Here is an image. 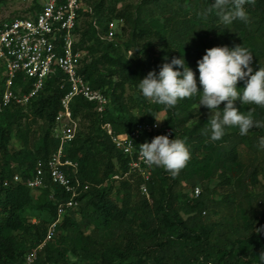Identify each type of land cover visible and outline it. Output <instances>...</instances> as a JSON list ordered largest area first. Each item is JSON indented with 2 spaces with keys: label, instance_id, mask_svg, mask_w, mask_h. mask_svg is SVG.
<instances>
[{
  "label": "trees",
  "instance_id": "16d2710c",
  "mask_svg": "<svg viewBox=\"0 0 264 264\" xmlns=\"http://www.w3.org/2000/svg\"><path fill=\"white\" fill-rule=\"evenodd\" d=\"M85 1L93 13H83L78 29V47L89 55L82 60L80 73L94 90L104 92L109 103L103 112L81 97L70 105L80 128L64 146L63 160L78 164V178L89 189L78 199V208L62 216L33 264H261L264 150L256 145L264 129L253 128L247 136L229 129L221 140L212 142L207 134L212 113L199 106L198 96L167 109L143 98L138 83L181 55L196 71L198 81V61L206 50L225 45L248 48L254 55L252 67L259 70V64L264 66V0L246 5V22L228 26L220 22L214 0H143L136 11L129 6L118 9L127 0ZM37 2L33 0L35 6ZM111 22L130 27L127 41L117 34L112 41L102 38L108 35ZM132 48L136 56L128 60L124 53ZM3 71L0 67V75ZM3 77L0 264H27V256L45 242L58 220V206L69 200L65 190L48 179L46 187L38 190L28 187L27 181L38 163L47 170L45 164L60 146L54 128L70 85L59 73L26 106H3ZM16 85L25 93L31 88L22 75ZM127 86L137 91L128 99ZM237 87L243 88L244 82ZM236 106L245 114L255 107L254 118L264 120V109L239 101ZM202 110L210 115L201 116ZM149 112L166 114L161 123L173 131L174 139L177 135L186 140L191 159L175 177L154 167L146 182L148 198L141 192L144 180L130 171L129 157L117 149L103 127L110 125L115 134H130L139 124L156 121ZM30 116L43 123L38 132L31 131L29 124L24 127L23 121ZM193 118L199 120L190 124ZM82 121L88 125L81 126ZM16 139L23 141L21 148L14 146ZM197 187L200 196L191 198ZM216 213L223 216L212 220Z\"/></svg>",
  "mask_w": 264,
  "mask_h": 264
},
{
  "label": "built area",
  "instance_id": "2783aa9c",
  "mask_svg": "<svg viewBox=\"0 0 264 264\" xmlns=\"http://www.w3.org/2000/svg\"><path fill=\"white\" fill-rule=\"evenodd\" d=\"M85 7L84 0H38L33 10L0 22V67L4 70L3 106H26L44 90L46 82L59 73L65 76L70 85L69 93L62 100V111L56 117L54 128L60 146L45 164L47 170L45 171L44 164L38 163L35 175L27 181L28 187L38 190L46 187L48 179L52 184L62 187L69 195V200L58 206V220L51 225L45 242L27 256V264L35 262L38 251L53 237L62 216L68 210H76L78 199L89 189V185L83 184L78 178V164L63 160L64 146L76 138L80 128V123L74 118L70 108L72 101L77 97L84 98L95 103L100 112L109 103L104 92L94 90L80 73L83 52L78 47V29L84 18L83 13H93L92 8L87 11ZM117 24L122 25L123 22ZM94 26L99 30L95 22ZM115 26V22L109 23L108 35L102 38L112 41ZM21 75L31 86L27 93L23 92L21 86L16 85ZM156 123L157 121L141 123L130 134L121 135L115 134L110 125L103 127L117 149L129 157L130 171L144 180L141 192L148 198L146 182L150 180L154 167L150 168L144 163L139 155V145L150 142L159 135H169L170 139H174L173 131L169 127L161 122L156 127ZM15 181H20L19 176L15 177ZM200 194L201 189L197 187L190 196L197 198Z\"/></svg>",
  "mask_w": 264,
  "mask_h": 264
},
{
  "label": "clouds",
  "instance_id": "9594fccd",
  "mask_svg": "<svg viewBox=\"0 0 264 264\" xmlns=\"http://www.w3.org/2000/svg\"><path fill=\"white\" fill-rule=\"evenodd\" d=\"M253 3L254 0H214L213 7L219 10L220 22L228 26L235 21L246 22V5ZM253 57V53L241 45L209 48L198 61V81L196 71L188 66L183 55L173 57L158 73L152 70L139 80V93L151 104L167 109L175 108L179 101L198 96L199 106L212 113L207 133L212 142L221 140L229 129H237L240 136H247L253 128L264 129V120L254 118L255 107L245 114L236 106L239 101L243 106L264 109V66L259 64V70H254ZM241 81L244 87L238 88ZM222 103L224 107L220 108ZM149 113L156 118L154 126L158 127L163 120ZM139 146V155L148 167L162 168L173 177L179 175L191 159L186 140L177 135L175 139L159 135ZM256 146L264 150V136L259 137ZM259 257L264 264V253Z\"/></svg>",
  "mask_w": 264,
  "mask_h": 264
},
{
  "label": "rangeland",
  "instance_id": "374dc122",
  "mask_svg": "<svg viewBox=\"0 0 264 264\" xmlns=\"http://www.w3.org/2000/svg\"><path fill=\"white\" fill-rule=\"evenodd\" d=\"M142 3H143V0H127L125 3L120 4L118 6V9L120 10V9L124 8L125 6H129L128 9H132V11H136V10H138L139 6ZM32 4H33V0H4V1L0 0V22L4 21L6 19H13V18H16L18 16L24 15L26 10H28L32 6ZM84 4L86 6L85 7L86 10L88 11L90 9L89 4H87L85 0H84ZM115 23H116V26L114 29L115 34L119 35L123 39V42L127 41L129 39V35H130V27L128 25H120V24L118 25L117 22H115ZM81 50L83 52V54H82L83 60L86 58H89L88 51L85 49H81ZM124 54L128 60H133L136 56V50L134 48H132L130 50L125 51ZM2 77H3V75H0V84H1ZM0 87H1V85H0ZM135 91H136V89H134V87L127 86L126 91H125V98L126 99L130 98ZM196 108L198 110L200 107L197 106ZM134 113L136 114V116H139L137 110H134ZM209 115H210V113H208L206 110H202L201 116L205 117V116H209ZM165 117H166V114L164 112L157 114L158 119L164 120ZM198 120L199 119H197V118H193L192 123H190V124L198 122ZM82 122H81V126L88 125L87 123H85V122L82 123ZM161 122H163V121H161ZM27 124L30 125L31 131L38 132L41 129L43 123L41 121L34 120L30 116L28 118V120L23 121L24 127L27 126ZM14 146L21 148L23 146V141L16 139L14 141ZM242 150L244 152L243 148H241V151ZM245 154H247L246 151H245ZM215 184L216 183L214 182L213 186H215ZM222 216H223V214L216 213L215 215L211 216L210 218L212 220H219Z\"/></svg>",
  "mask_w": 264,
  "mask_h": 264
}]
</instances>
